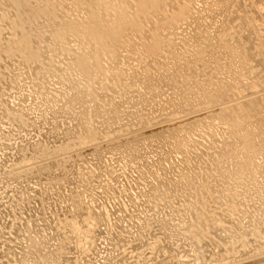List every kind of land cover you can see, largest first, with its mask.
Listing matches in <instances>:
<instances>
[{
	"label": "bare ground",
	"instance_id": "1",
	"mask_svg": "<svg viewBox=\"0 0 264 264\" xmlns=\"http://www.w3.org/2000/svg\"><path fill=\"white\" fill-rule=\"evenodd\" d=\"M10 1L11 0H5L4 2L2 1L3 3H1V11L3 12L7 10L5 12L7 15L8 9H10L13 16L11 20V14L7 15V17L9 16V19H5L6 23L3 24L7 26L6 28H8V26L9 29L10 27H12V29L15 30V34L19 37V40L17 39L18 42L26 45V48H28L29 50L32 49L31 54L35 56L37 62L39 61V58L41 59V62L39 61V63H36L35 61H33L32 63L29 62V64L25 60H22L19 61L18 64H15L16 62L13 61L15 66H12L13 64L10 61L11 63L6 64L5 69L7 70V65H10L9 72L12 70V68L14 70H17L16 72H20V74L16 73L15 71H11L10 73L15 72L13 73V77L15 75V78H17L18 76H22L21 82H25V80L29 81L32 79H36V77L38 76L43 79L42 82H45V85L46 83L48 85H50L51 83H58L59 86V83H61V85H63L61 88L63 92H60L58 90L59 87L57 90L60 92L59 95L62 97L60 100L63 102L64 99V102L63 106H60V109H63V111L61 112L60 109L55 111L54 107L56 108L58 106L59 108V100L55 101L56 98H51V96L49 97L48 95L44 94L45 90L43 94H36V90L35 94L33 95H35V99L40 98V100L37 99L38 102H40L35 105V102L33 100L31 101L28 99L29 96H27L26 98V96L23 95L26 88V86L24 88V82H22V85L24 83L23 89L21 88V86L14 87L15 91L24 90L21 93V96H24L26 98L25 99L24 97H20V92L18 91V94L14 93L17 95V97H20L19 99H21V101L19 102H16L17 100L15 101L16 103H18V105L15 104L17 107L19 106L18 109H15V106L11 107L8 102H5L6 105H10V109H8L9 111L6 110V114H4V112L3 114L5 115V117L8 114H12L13 118H11L12 124L10 125L9 130L5 133L4 130H6L7 127H4L8 123L4 124V122H2L4 118L3 114L0 116V139L5 138V140L12 142V140L9 139H12L14 136H18L17 138H20V140L18 139L20 142L15 143V145H5V143L2 141L1 142L4 144L0 143V194L1 191H7L13 194V196H9L10 199L6 203H4L5 201L3 203L2 201L0 202V235L4 238L2 241H0V264H264V58H262L264 56V0H210V3L204 4L206 5V8H204V6V10L202 12L201 10L200 12L198 11L200 14L205 13V17H208L213 21L212 24H214L216 28L210 31L204 30L205 24H201L200 22H198L200 21L199 19L201 17V15H198V12L196 13L197 16H189V18H186L190 19V21H188L189 24L191 23L190 25L188 24L189 26H194V23H199V26L196 25L198 26V32H195L194 28L192 32L190 30V32L186 33V30H184L183 33L185 34V36H183L181 39V45H183L184 47H189L191 49L193 48L194 50L192 52H189L187 56L183 57V54L181 53V50L183 48L181 46V48H179L176 53L173 52L171 48V50L168 49L169 51H165L166 56H164L165 54L161 57H158V55L155 56L156 58H161V60L162 58L165 60L166 57L172 56L173 54H175L176 57L174 56V62H164L162 60V63L160 64V72L157 70L150 71L148 69L150 72H147L148 74L146 75V77L144 75L145 78H143V80L146 81L142 82L141 80V84L139 81L140 86L142 87L143 85L142 92H144L145 95H149L151 97V94L155 92L156 89L162 87V85H164V82L166 83L165 79L169 77L174 78L175 74L178 73L179 75L181 74L178 79L180 80V83L183 87L182 95L177 97V93H173L172 97H169L172 101L171 104H173V109L169 114H158L153 117L147 112V114L139 115L136 119L137 122L135 121V123L136 127H138L137 124H139L138 120L140 119L139 121L142 122L143 125V128L141 129L137 128L133 129L132 131L131 126H134V122L133 125L120 124L121 126L119 128H116H118L119 132L121 131V135H119V132L117 133L119 135L118 137H120V139L123 138L124 140H122L121 142L113 141V143L111 141L115 137H113L114 135L111 136V134L116 133V128L112 129V124H109L107 122L112 121L114 118H118L115 116L120 110V103L116 100L117 98L119 99V97L121 98L122 96H126L130 93L128 89H126L127 87L137 86L138 81H136L135 79L136 75L132 74L131 78H126L129 82L128 83L126 81L128 83L125 86L126 88H124V86L122 87V89H120L121 87H115V89L118 90H112L110 89L112 87L110 85L109 90L112 91L111 94H108L110 92L109 90H106L108 85L105 81H102V78L104 77L103 75H105V72H113L116 67L118 68L120 55L115 56L117 55L116 53H118L117 51L114 53V56H111L112 52H108L109 54H111L109 55L111 56V58H108L107 53V60L104 61V63L106 62L107 67H105V69L103 67V69L105 70V72L103 71L104 74L101 75L102 73H100L99 75L98 71L95 72L94 70V73L92 74V71H90L89 73L92 74V76L90 75L91 78L89 79V81L82 74L80 68H77L78 72L76 73L78 74L73 75V71L69 75V72L65 73V68H60L61 66L57 67V65L54 66L45 64L46 57L49 54L51 55V52L54 53L55 48L54 50L52 49L54 45H50L49 39L46 43L44 41L43 43L42 41H40V37L35 36L34 38H31L29 36H26V29L35 30V27L31 25L32 21H30L29 14L39 13L41 16L43 15V22L46 23V26L47 24L54 26L55 20L58 19L55 18L59 17L56 15H62V11H60L59 9L61 8V5H66L72 0H15V4L12 2L13 5ZM124 1L125 0H123V2ZM81 2L83 3V1ZM93 2V0H90V3ZM126 2L128 6L129 4H131L130 6H140L141 9L142 5V8L144 9L146 0H126ZM86 3L89 4V1L86 0ZM98 3L100 2L98 1ZM124 4L126 3L124 2ZM178 4L179 3L177 0H158L156 4L158 5L156 6V12L151 9H149V11H153V17H155V13L156 15L161 17L160 15L166 11L165 7L169 6L167 11L170 10V12L168 13L171 14V11L179 10ZM92 7L93 6H90L89 8L91 9ZM118 7L120 8V6ZM132 7H130L129 11ZM89 8L85 7L82 12H84V15H86L85 20L91 19V23L93 17L90 18V14L93 10L91 9L90 12ZM53 9L56 13L54 15L53 12L52 17L51 12L53 11ZM132 12L136 14L133 10H131L129 14ZM141 12L144 14L143 11H140L139 13L142 14ZM145 14H147V12ZM174 14L175 13L173 12L172 15ZM158 16L157 19L159 20L156 21L157 23H159L158 21H160L159 24H161V21H163V17L159 18ZM13 18H15L16 21ZM60 18L62 17L60 16L58 21H61ZM150 19L151 18H149V20ZM163 19L165 20V18ZM99 20L101 19L99 18ZM151 22L152 19L150 23ZM150 23L149 25L152 24ZM207 23H209V21ZM94 25L95 24H93V26ZM239 25L243 26V30L240 31L241 33L237 31ZM122 26L125 27L124 25ZM72 27L74 28V26ZM82 27L83 26H81V30ZM104 27L102 28L103 30L105 29ZM165 27L166 26H164L163 24L162 27L159 25V29L161 28V32L165 30ZM77 28L80 29L79 26ZM85 28L83 30H85ZM131 28L129 27V29ZM152 28H149L152 30V32L157 34L161 33L160 30L159 32H157L158 28L154 29L153 26ZM201 28H203V31H201ZM123 29L124 28H122V30ZM72 31L73 30H71V32ZM77 31L80 32V30L78 29ZM111 32L113 33L112 30ZM128 32L130 33V31ZM148 32L150 33V30L147 31V33ZM147 33H145V35ZM125 34L128 35L127 32ZM204 34L207 35V37H205L206 35L204 36V40L206 42L203 47L204 49L202 50L205 52L203 53V55H200L197 53V51H201V49L199 48L204 44H202L201 41ZM68 35L70 34L68 33ZM147 36L145 37L146 43ZM108 37H110V34ZM161 37L159 38L160 40L162 39ZM63 38H65V40L69 38V42L72 39H70V36L67 38V35H64ZM80 38L83 39L82 43H84L85 34L84 38L82 36ZM121 38L124 39L125 36H122ZM136 38L135 40H137ZM141 38L143 39L144 37ZM149 38L150 34L148 39ZM131 39L133 41L132 36ZM159 39H157L158 42ZM91 40H93L92 37ZM91 40L89 39V42ZM141 40L138 39V41ZM152 40L153 38L151 39V41ZM108 41L111 42V39ZM112 44L113 43H111V46L109 44L108 45L112 48ZM85 45L89 47L90 44ZM100 45L101 43L99 44V46ZM114 45L115 44H113V46ZM125 45L127 46L128 43ZM93 46L91 45L92 48ZM139 46L141 47V45ZM91 47H89V49ZM116 47L117 45L115 46V48ZM111 48H109L110 51H112V49L113 51H115L114 48ZM119 48L120 47H118V49ZM4 49L6 48L0 45V55H2V51L4 53ZM106 50L108 49L106 48ZM123 50L124 48H122V50L120 49V51ZM129 51H131V49ZM101 52L102 51H100V58L102 57ZM124 52H127V49L126 51H123V53ZM5 53L4 55L6 56ZM91 54L94 55V52H91ZM180 54H182L181 58ZM93 55L91 57H93ZM8 56H10V54L7 55V58H9ZM71 56L73 55L68 56L67 59L72 60L73 57L71 58ZM91 57L87 56V58H89V62H92ZM207 57L208 59L210 57V60H204V58ZM63 58H66V55L65 57L63 56ZM82 58L83 61H86L84 60V57ZM100 58L98 59L99 61L102 60V58ZM75 59L77 60V57L74 58V60ZM166 59L168 60V58ZM212 59L215 62L226 61L227 59V63L225 62L226 65L223 68L224 74L226 76L229 75L230 78H227V80L225 79L226 81H216L219 86H221V84L222 86L220 87V91L217 93L215 92L216 94H214L213 97L210 96L212 95L211 92V94H204L206 86L201 85L200 83L197 84L193 88V92L195 95H199V93H202L200 97L201 101L199 103L195 102L196 104H193L192 102H194V100L192 101L191 98H187L189 97V95L193 94V92L191 91V82L194 81L193 78L197 76V74L205 76L204 74L208 73V71L206 73L205 70H202V67H206L208 62L213 61ZM10 60H13V56ZM74 60H72V62ZM72 62L70 64H72ZM85 63H87V66H89V63L87 61ZM92 63H95L96 65V62ZM158 63L159 61L157 62V64ZM44 64L46 66L45 68L43 67ZM82 64L84 63L81 62V66ZM101 64L100 66H105L104 64ZM190 65L194 67V70L200 71V73H196V71H194L193 68L190 67ZM87 66L85 65V67ZM75 67L73 68L75 69ZM96 67L98 66L96 65ZM96 67H94V69H97ZM71 68L72 67H70V69ZM88 68L90 69V66ZM19 69L20 71H18ZM120 69L123 68L120 67ZM255 69L260 70L257 73V75H260V78L254 76L253 70ZM4 70L3 72H5ZM188 71L191 72L188 73ZM6 76H8V73L4 75L5 78H8ZM126 76L128 77L129 75ZM79 77H81L82 79H79ZM113 77L115 78V76ZM163 77L165 78L162 79ZM108 78L109 77L106 75V81L110 82V78ZM12 80H14V78L11 79V81ZM17 80H14L12 83L16 82ZM5 82L9 84V81L7 82L6 79ZM210 82L214 83L211 80ZM210 82L208 81L206 85L208 84L209 86ZM6 83L1 82L0 84V101H2L0 103L3 104V107L5 105L3 101H7V99L11 97L10 96L7 98V96H9L10 94V91L9 89L7 90V88L10 87L11 90L13 88L12 86H9L10 84L8 85V87ZM104 83L107 86H105ZM111 84L113 83L111 82ZM36 85L40 86V83H37ZM252 89H259V94H256ZM120 91L122 94H120ZM118 92L120 95H117ZM6 93H8L7 96H5ZM47 93L49 94L50 92L47 91ZM142 95L143 93L139 94L136 99H134L133 97L131 98H133V101H143L147 103L145 99H142ZM4 96L6 99L3 98ZM1 97L4 100H2ZM31 97L33 98L32 95ZM234 98H236V100L238 101L235 104L233 103L231 106L228 105L231 103V100H234ZM14 99H16L15 96ZM27 99L29 100V102H32V104L29 103V106H26L28 102L25 103L26 101H28ZM24 100H26L24 102L25 104L22 105L21 102ZM98 100H101L105 104H114V107L112 106V111L111 109H107L108 107L105 106V104L103 105L107 110H109V114L107 113L109 117L107 116L108 118H106L109 120H104L105 115L102 116V113L106 111L102 109L101 101L99 102ZM15 102L13 101V104ZM51 103L54 104V107L50 106ZM148 103L147 105H149ZM2 104H0V106ZM136 104L137 103H135V105ZM64 105L69 106L67 107L68 110L64 109ZM76 105H79L80 111H78V109L75 107ZM218 105L222 106V108L220 107L217 109L216 107ZM8 106L6 107L8 108ZM49 106L51 109H53L50 110ZM198 106L203 107V109H200L199 111L196 110V107ZM75 108L77 109V112L75 114L73 112L72 114L71 111L73 109L75 110ZM213 108H216L217 111L215 110L213 112H209V109L211 110ZM101 110L104 112H102ZM207 111L209 112V114H207ZM203 113L206 114L198 117L199 114ZM110 114H112V116H110ZM62 115H68V118L63 119L64 121L62 126L65 127L64 129H62V126L59 128L57 125V118L62 117ZM101 116L104 117L103 121L101 119ZM5 119L3 121H5ZM210 119L215 120V125L213 126L216 130V133L220 135L219 132H221L222 136H224L225 138L222 137L224 139L223 142H221V146L217 145L219 147H214V149H216L217 151L212 149L213 152L211 151L209 153L204 151V153H201L205 156V158H210L208 159V162H205L208 163V166H201L198 165V162H195V160L196 158H198V156L200 157L202 155H200L199 153L196 158L193 157L194 155H197L198 152L196 151L199 148L198 146L200 144L194 145V142H192L191 140L192 138L188 139V135H190L191 130L195 129L196 127H202L204 123L205 125H207V123L208 125H211L210 121L207 122ZM153 120L156 121L152 123ZM123 121L120 122L123 123ZM149 124H152L151 127H148ZM100 125L102 126L100 127ZM43 126L45 128H43ZM125 126H128L129 129H125ZM236 126H238V128ZM203 127L202 129L204 130ZM209 127L207 128L209 129ZM39 128L45 129V133L40 132L42 134L40 135V138H38V141L33 140L34 137H37L35 136L36 134H40L35 133L37 132V130H40ZM235 128L238 129L239 132L235 130ZM60 129H62L61 131L63 132L65 131V134L61 133L59 131ZM198 130L200 129L198 128ZM21 133L23 134L22 136ZM192 133L194 134V131ZM19 135L21 137H19ZM105 139L108 142L110 141L112 144H108V142H106L104 144H107V147L105 145V148H102V142L100 143V141ZM211 139L213 138L211 137ZM96 141H98L101 145H99V143ZM188 142H190V144H188ZM96 143H98V145L101 146L100 148L102 149L95 150V147L97 146H95ZM89 144L93 145H91L92 148L95 146V152L89 154L90 158H92V161L103 163V157L105 155L114 157L116 156L118 160H121L123 158V170H127L128 174L126 171L127 175H124L127 182H120V185L118 187H115L114 189H111L109 186L108 188L107 186L105 188L101 180L102 177L100 175L89 178L90 181L83 180V182L88 185L84 186L86 193H95L96 195L102 193L98 192L99 190H103L105 196V198H99L97 196H94L93 194H87L86 196L90 197L91 199L89 200V203H84L80 196H75L72 193L68 195V186L73 185V178H71L70 180L68 176L74 175L82 170L84 166L83 164H85L84 161L86 160L85 156L87 157L88 154H86L85 156H77L75 160L74 158L70 159V156L66 157V155L68 156V154H65V157H63L64 154L61 152H63L70 146H88ZM171 146L175 151L178 150L177 152L180 155L185 156V161L182 160L181 163H183L185 166L190 167H184L181 169L176 167L180 170H178V175L172 177L173 180L172 178H170L171 175L169 176V178L174 181L173 183L170 179H166V176L168 177V174L172 172V168H170V165L172 164H169V167L167 168L165 163L168 159V156L166 157V160L163 156L165 148H167L168 152ZM195 146H197L198 148ZM141 147H150L151 150H156L158 156L162 152L163 153L160 155V159L159 157H157L158 160L153 162V165L148 164L149 166H146L145 163L140 162L143 160L141 157H133L135 150ZM194 148H197L195 151H193L196 153H192L194 154L192 155L191 152ZM201 148L205 147L203 146ZM79 149H76V151L79 152ZM82 149L80 151L84 150ZM201 150L199 149V151ZM171 152L170 155L173 153ZM57 155H62L63 158H61V160H59L60 158H58L57 160L56 157H59ZM166 155L168 154L166 153ZM162 157L164 158V161L162 160ZM134 158L139 161L135 160ZM202 159L205 160L203 156ZM169 160L170 159H168L167 163H170ZM180 160L181 159H179V162ZM42 161L49 162H46L47 164L44 163L45 165H43L41 163ZM38 162H40L43 166L38 167ZM20 164L22 168L23 166H26V168L28 169L26 172L18 175L19 173L17 171L19 169H22L21 167H19V169L17 168ZM69 172H71L72 174L69 175ZM61 173H63V175ZM134 173L137 174V176L134 177ZM81 176H84V174H81ZM62 178L65 179L67 184L69 183L68 186L67 184H65L67 186L66 189L68 188V191H61V188H64L62 187V183L61 188H59V192H57L58 190L54 189L57 193H55V191L54 193H52V191L49 189V186L52 183L55 184V182H58ZM138 179H140L141 182H144V184H138ZM35 181V186H37L38 188L33 191L32 186ZM134 183H137V187L135 186L136 188H133ZM54 184H52V186ZM59 185L60 183L58 184V187ZM55 187L56 186L54 185L53 188ZM138 188L139 190L136 191V189ZM108 189H110V191H114V194L118 195L119 197L117 198H119L120 200L113 207V212L109 210V207L107 209L108 205L106 202V195L109 193ZM49 190L52 193H50V195H48ZM85 192L83 194H85ZM110 198L112 197L110 196ZM150 199H152V203H154L151 210H153L154 207L158 210L157 213L154 212L156 213V215L152 214L154 217H149L148 215L146 216V213L149 211V207H146V205L150 203ZM110 200L108 199V201ZM206 206H209L211 210H207L205 208ZM123 208H127V210L129 211L130 209L128 208L134 210L130 212L127 211L129 215H122L121 217H118L119 215L116 214L118 212L123 213ZM21 215H25L27 218L23 216L25 219L22 220L20 217ZM112 216H115V221L113 220L114 222H112V224H109L111 222ZM6 217L12 218V220L8 221ZM127 218H131L133 219V221H131L132 224L130 225L131 230H125L124 232V228L116 223L124 222ZM113 223H115V225H113ZM78 225H82L84 230L83 232H81V230L79 229L82 235L81 237H84L83 240H80L81 238L78 239L79 244L78 241H76L77 238H79V232L77 228ZM37 232H42L40 234V237L39 235H37ZM4 235H7L8 237H4ZM24 235H27L28 237L25 238ZM24 239L26 240L25 242H23ZM82 242H89L90 245L86 246L82 244ZM23 243L29 244L24 246Z\"/></svg>",
	"mask_w": 264,
	"mask_h": 264
},
{
	"label": "rangeland",
	"instance_id": "2",
	"mask_svg": "<svg viewBox=\"0 0 264 264\" xmlns=\"http://www.w3.org/2000/svg\"><path fill=\"white\" fill-rule=\"evenodd\" d=\"M5 1V0H0V7H1V3H3V2ZM14 1L15 0H11L10 2L12 3H14ZM81 1H83V3L81 2ZM87 1H89V4L88 3H86V0H72V1H70L68 4H66V5H61V8H59L60 9V11H62V15L61 14H58V15H56V16H61L62 18H60L61 19V21H58L59 20V17H56L55 19H57V20H55V23H54V26L53 25H48L47 24V26H46V23L45 22H43V15L41 16L39 13H34V14H29V16H30V21H32V24L31 25H33L34 27H35V30H30V29H26V31H25V34H26V36H29V37H31V38H34L35 36H37V37H40L41 39H40V41H44L45 43L48 41V39H49V43H50V45L51 46H53V50H54V48H55V50H54V53L53 52H51V55L49 54L47 57H46V60H45V64H49V65H57V67H59V66H61L60 68L61 69H64L65 70V73H68L69 75H70V73L71 72H73L74 71V73H72L73 75H76V74H78V73H76V72H78L77 71V68L79 69L80 68V71L82 72V74L88 79V81H89V79L91 78L90 77V75L92 76V74L94 73L93 72V70L95 71V72H97L98 71V74L100 75V73H102L101 75H103L104 74V72H105V67H107V65H106V62L104 63V61L105 60H107V53L109 52V53H111V54H109L108 53V58H111V56H114V53L117 51L118 53H116L117 55H115V56H118V55H120V59H119V65H118V68L116 67V69L111 73V72H108L109 74H110V76H109V74L108 73H106L105 72V75H103L102 77V81L104 82H106V84L108 85H106L105 83V86H107V89L106 90H109V88H110V85L112 86L110 89H112V90H118V89H115V87L117 88V87H121L120 89H122V87L124 86V88H126L125 86H126V84H128L129 82L127 81V79L126 78H131L132 77V74H134V75H136V81H138V83H137V86H132V87H127L126 89H128V91L130 92L129 94H127L126 96L124 95V96H122L121 98L119 97V99L117 98V100L116 101H119V107H120V110H119V112L117 113L118 114V116H117V114H116V116L115 117H118V118H114L112 121H106L107 123H109V124H112V129L113 128H116V127H120L121 125L120 124H129V125H133V122H134V126H131V130L133 131V129H141V128H143V125H142V122H140L139 120H138V123L140 124V126H139V124H137L138 125V127H136V123H135V121L137 122V117L139 116V115H143V114H147V112H148V114L149 115H152L153 117L154 116H156V115H158V114H162V115H166V114H169V113H171V110L173 109V104H171V100H170V96L172 97V94L173 93H177V97H179L180 95H182V92H183V87H182V85H181V83H180V80L178 79L179 78V76L181 75H179L178 73H176L175 74V77L173 78V77H169V78H167V79H165L166 80V83L164 82L163 84L164 85H162V87H160V88H158V89H156L155 90V92H153L152 94H151V97L149 96V95H145V93L144 92H142V88H143V85H142V87L140 86V84H141V80H142V82H144V81H146V80H143V78H145L146 77V75L148 74L147 72H150V71H152V70H154V71H159L160 72V68H161V61L163 60L164 62H170V61H173L174 62V56H175V54H173L172 56H169L170 58H171V60H170V58L169 57H166V58H168V60L165 58V60L162 58V60H161V58H158L159 56L161 57L162 55H164V56H166V53H165V51H167L168 49L169 50H171V48H172V51L173 52H177V50L179 49V48H181V46H182V50H181V53L183 54V57H185V56H187L188 55V53L189 52H192L194 49L192 48H189V47H184L183 45H181V43H182V41H181V39H182V37L183 36H185V34L183 33L184 32V30H186V33L187 32H190V30H191V32H192V30H193V28H194V30H195V32H198V26H199V23H197V24H195L194 23V26L193 25H191V26H189L190 24H189V22L188 21H190V19H186V18H189V16L191 17V16H197L196 15V13L199 11L200 12V10H201V12L204 10V8H206V5H204V4H207V3H210V0H177L178 1V9L179 10H175V11H171L172 13L170 14V13H168V12H170V10L169 11H167L168 10V7H165V9H166V11L165 12H163L160 16L161 17H159L158 15H156V13L154 14V16L155 17H153L152 16V14H153V11L154 12H156L155 10H157V7L156 6H158V5H156L157 4V2H158V0H146V3H145V6H144V4H143V6H144V9L142 8V5H141V9H140V6H130L131 4H129V6H128V4H127V2H126V0L124 1L126 4H124V2H123V0H96V2H95V0H93L94 2L93 3H90V0H87ZM98 1L100 2V3H98ZM151 1V2H150ZM153 1V2H152ZM9 2V3H10ZM110 2V3H109ZM148 2H149V4H148ZM13 3H12V5H13ZM156 3V4H155ZM182 3V4H181ZM15 4V3H14ZM72 4V5H71ZM91 4V5H90ZM147 4V5H146ZM84 5V6H83ZM93 6L91 9L93 10L92 12H91V9L89 8L90 6ZM100 5V6H99ZM117 5V6H116ZM122 5V6H121ZM149 5H150V7H149ZM154 6V8H153V6ZM78 8H77V7ZM89 6V7H88ZM107 6V7H106ZM118 6H120V8L118 7ZM181 6V7H180ZM205 6V7H204ZM67 7V8H66ZM80 7V8H79ZM85 7H87V8H89V11L91 12V14H90V18H92V21H91V23H90V20L91 19H89V20H85L86 19V15H84L85 13L84 12H82V10L85 8ZM96 7H97V9H96ZM130 7H132L131 8V10H133V11H135V13L136 14H134V12H132V13H130L129 14V12H131V10L129 11V9H130ZM136 9H135V8ZM204 7V8H203ZM76 8V9H75ZM134 8V9H133ZM138 8V9H137ZM181 8V9H180ZM64 9V10H63ZM139 9H140V11H143L144 12V14L142 13V14H140L139 12ZM143 9V10H142ZM149 9H151V10H153V11H149ZM10 9H8V12H7V15H9V14H11V10L9 11ZM96 10H98V11H96ZM100 10H101V12H100ZM106 10V11H105ZM109 10V11H108ZM147 10V11H146ZM196 10V11H195ZM7 10H5V11H1V9H0V45L1 46H3L4 48H6V49H4V53L5 52H8V53H5L6 54V56L4 55V53H3V51L1 52L2 53V55H0V84H1V82L2 83H6L5 82V79H6V81L8 82L9 81V84L8 83H6L7 84V86L9 85V86H12L13 88H12V90H11V88L9 87V88H7V90L9 89V91H10V94H9V96H7L8 95V93H6V95L5 96H7V98L8 97H10V98H8L7 99V101H3V103L5 104L4 105V107L6 108H4L3 107V104L2 103H0V104H2L1 106H0V112H1V114H0V116L3 114V112H4V114H6L7 113V111L6 110H8V109H10L9 107H10V105H11V107H14L15 109H18V107L16 106V105H18V103H16V102H19V101H21V99H19L20 97H24V96H21L22 94V92L24 91H20V90H14V87H20L21 86V88L23 89V85H24V83H25V85H24V88H25V86H26V88H25V91H24V93H23V95H25L26 96V98H27V96H29L28 97V99L29 100H33L34 102H35V105H37L39 102H38V100L37 99H39L40 100V98H36L35 99V95H33V94H35V92H36V90H37V92H36V94L37 93H42L43 94V92H44V90H45V92H44V94H46V95H48L49 97L51 96V98H56L55 99V101H58L59 100V102H58V105H59V108H58V106L55 108L54 107V104H52V103H55V102H52L51 104H50V106L51 107H54V109H55V111L56 110H58V109H60V106H63V102H64V99H63V102L60 100L62 97L59 95L60 94V92L62 91L63 92V90L61 89L62 88V86L63 85H61V83H59L60 85L58 86V83H51L50 85H48L47 83H46V85H48V86H50V87H48V86H46L45 85V82H42V80L43 79H41L40 77H36V79H32V80H25V82L24 81H22V82H24L23 83V85H22V82H21V80H22V76H18L17 78H18V80H17V78H15V75H14V77H13V73H15L17 70H14L12 67V70L11 71H15V72H13V73H10L9 72V67H10V65H7V70H8V72H7V70L5 69V67H6V64H10L11 62H12V66H15V64H18V62L19 61H22V60H25L26 62H30V63H32L33 61H35L36 63H39V61L41 62V59L39 58V61L37 62V59L35 58V56L33 55V54H31L32 53V49H28V48H26V45H24L23 43H21V42H18V40H19V37L15 34V30H13L12 29V27H10V29H12V30H10L9 29V26H8V28H6L7 26L6 25H4L3 23H6V20L5 19H9L8 17H7V15H6V12ZM103 11V12H102ZM129 11V12H128ZM147 12V14L150 16H148L147 14H145L146 12ZM178 11H179V13H178ZM184 11V12H183ZM53 12H54V15H55V10L53 9V11L50 13L51 14V16L53 17ZM93 12H95V13H93ZM107 12V13H106ZM138 12V13H137ZM149 12V13H148ZM150 12H152V13H150ZM167 12V13H166ZM173 12L175 13L174 15H172L173 14ZM177 12V13H176ZM198 12V13H199ZM2 13H5V14H2ZM93 13V14H92ZM100 13V14H99ZM119 13V14H118ZM65 14V15H64ZM109 14V15H108ZM165 14V15H164ZM3 15H4V17H3ZM97 15V16H96ZM103 15V16H102ZM107 15V16H106ZM168 15V16H167ZM170 15V16H169ZM198 15H201V17H200V21H198V22H200L201 24H205L204 25V27H205V29L204 30H207V31H210V30H214L215 28H216V26L214 25V24H212V20L210 19V18H208V17H205L206 16V14L204 13H199ZM123 16H124V18H123ZM143 16H145V17H143ZM148 16V17H147ZM152 16V17H151ZM157 16L159 17V18H165V20L162 18V20L164 21V23H163V21H161V24H159L160 23V21H158L159 23H157V21L156 20H159V19H157ZM167 16V17H166ZM186 16H188V17H186ZM2 17H3V19H2ZM12 14L10 15V19L12 20ZM94 17H95V19H94ZM98 17V18H97ZM105 17V18H104ZM142 17H143V19H142ZM177 17V18H176ZM205 17V18H204ZM99 18L101 19V20H99ZM116 18V19H115ZM126 18V19H125ZM140 18V19H139ZM149 18H151L152 19V24L150 23V21H151V19L149 20ZM171 20H170V19ZM182 18V19H181ZM13 19H15V18H13ZM83 19H84V21H83ZM139 19V20H138ZM175 19V20H174ZM5 22H4V21ZM104 20V21H103ZM146 20H147V22H146ZM149 20V21H148ZM182 20V21H181ZM14 21V20H13ZM15 21H16V19H15ZM75 21V22H74ZM95 21V22H94ZM99 21V22H98ZM107 21H109L110 22V24H109V22H107ZM135 21V22H134ZM142 21H143V23H142ZM168 21V22H167ZM209 21V23H207ZM58 22V23H57ZM77 22V23H76ZM113 22V23H112ZM69 23V24H68ZM71 23V24H70ZM80 23V24H79ZM84 23V24H83ZM87 23H90V24H87ZM105 23H106V25H105ZM130 23V24H129ZM149 23L151 24V25H149ZM178 23V24H177ZM74 24V25H73ZM77 24V25H76ZM93 24H95L94 26H93ZM103 24V25H102ZM121 24V25H120ZM162 24L164 25V26H166L164 29L165 30H163L162 32H161V28L159 29V25L162 27ZM189 24V25H188ZM67 25V26H66ZM74 26V28L72 27V26ZM102 27H101V26ZM107 25H108V28H107ZM122 25H124L125 27H123ZM149 25V26H148ZM196 25H198V26H196ZM5 28H4V27ZM51 27V28H49V27ZM79 26L80 27V29L79 28H77V27ZM81 26H83L82 27V30H81ZM105 26V27H104ZM152 26L154 27V29L156 28H158V31L157 30H155V31H157V32H159V30H160V32L161 33H154V32H152V30L151 29H149V28H152ZM173 26H175V27H172ZM53 27V28H52ZM86 27V28H85ZM101 27V28H100ZM105 28L104 30L102 29V28ZM111 27V28H110ZM121 27V28H120ZM129 27L131 28V27H133V28H131V29H129ZM85 28V30H83ZM107 28V29H106ZM116 28V29H115ZM122 28H124L123 30H122ZM125 28H126V30H125ZM135 28V29H134ZM192 28V29H191ZM208 28V29H207ZM243 28V26H241V25H239L238 26V32L239 33H241L240 31L241 30H243L242 29ZM69 29V30H68ZM77 29L78 30H80V32L79 31H77ZM90 29H92V30H90ZM110 29V30H109ZM119 29V30H118ZM128 29V30H127ZM153 29V28H152ZM65 30H66V32H65ZM71 30H73L72 32H71ZM87 30V31H86ZM95 30V31H94ZM103 30V31H102ZM106 30H108V31H106ZM111 30L113 31V33L111 32ZM116 30V31H115ZM131 30H132V32H131ZM133 30H136V31H133ZM146 30V31H145ZM150 30V33L148 32L147 33V31H149ZM82 31V32H81ZM99 31H101V32H99ZM117 31H118V35H117ZM125 31V32H124ZM128 31H130V33L128 32ZM201 31H203V28H201ZM76 32V33H75ZM90 32V33H89ZM92 32V33H91ZM127 32V34L128 35H126L125 33ZM134 32H137V33H134ZM147 33L148 34V36H147V34L145 35V33ZM61 33H62V35H61ZM68 33L70 34V35H68ZM80 33V34H79ZM105 33V34H104ZM110 34V37H108L109 36V34ZM144 33V34H143ZM67 35V38L70 36V42H69V38L68 39H66L65 40V38H63V36L64 35ZM74 34H76V35H74ZM84 34H85V41H86V39H87V41L85 42L84 41V43H82L83 42V39L82 38H80L81 36L84 38ZM97 34H101L100 36L99 35H97ZM108 34V35H107ZM112 34V35H111ZM129 34H130V36H129ZM132 34H134V35H132ZM149 34H150V41H151V39L153 38V40L150 42L149 41V39H148V37H149ZM161 34V35H160ZM72 35H74V36H72ZM80 35V36H79ZM93 35V36H92ZM95 35V36H94ZM97 35V36H96ZM103 35V36H102ZM136 35H137V38H136ZM144 35V36H143ZM157 35V36H156ZM160 35V36H159ZM163 35V36H162ZM206 34H204L203 35V37H202V39H201V41H202V44H203V46H201L199 49H201V51H197V53L198 54H200V55H203V53L205 52V51H202L204 48V45H205V38H204V36H205ZM17 36V37H16ZM49 36V37H48ZM51 36V37H50ZM61 36V37H60ZM79 37V39H78V37ZM113 36V37H112ZM117 36V37H116ZM124 37L125 36V38L126 39H128V40H126L125 38L123 39V38H121V37ZM128 36V37H127ZM131 36H132V38H133V41H132V39H131ZM147 36V39H146V41H147V43H148V41H149V43L147 44L146 42H145V37ZM162 36V37H161ZM44 37V38H43ZM59 37V38H58ZM75 37H77V38H75ZM91 37H92V39L93 40H91ZM100 37H102V38H100ZM105 37V38H104ZM115 37V38H114ZM120 39H119V38ZM130 37V38H129ZM137 39V40H135V38ZM141 37H144L143 39L141 38ZM162 38L161 40L159 39V38ZM175 37H178V38H175ZM205 37H207V35L205 36ZM51 38V39H50ZM97 38V39H96ZM98 38H100L101 40H103V41H101L100 39H98ZM109 38V39H108ZM113 38V39H112ZM155 38V39H154ZM159 39V42H158V40L157 39ZM18 39V40H17ZM54 39V40H53ZM58 39V40H57ZM89 39L91 40L90 42H89ZM94 39H96V40H94ZM111 39V42L110 41H108V40H110ZM116 39V40H115ZM121 39H123V40H121ZM138 39L139 40H141V41H138ZM178 39V40H177ZM99 40V41H98ZM115 40V41H114ZM53 43H52V42ZM117 41V42H116ZM120 41V42H119ZM123 41V42H122ZM126 41H127V43H128V45L126 46L125 44H127L126 43ZM135 41H136V43H135ZM138 41V42H137ZM143 41V42H142ZM43 42V43H44ZM92 42H94V43H92ZM108 42V43H107ZM143 43V45L145 46H143L142 45V43ZM152 42H155V43H152ZM56 43V44H55ZM101 43V45L99 46V44ZM105 43V44H104ZM111 43H113V44H115L114 46H113V44H112V48H114V50L115 51H113V49L110 47L111 46ZM121 45H120V44ZM139 43V44H138ZM145 43V44H144ZM151 43V44H150ZM85 44H87V45H89V47H91V45L93 46V44H94V46H93V48L91 49H89V47L88 46H86ZM110 46H109V45ZM124 44V45H123ZM130 44H131V46H130ZM134 44V45H133ZM150 44V45H149ZM157 44H158V46H157ZM159 44H160V46H159ZM56 45V46H55ZM97 45V46H96ZM105 45V46H104ZM117 45V47L115 48V46ZM139 45H141V47L139 46ZM148 45V46H147ZM175 45V46H174ZM125 46H126V48H125ZM130 46V47H129ZM133 46H135V47H133ZM155 46V47H154ZM87 47V48H86ZM96 47H97V49L98 50H100V51H102L101 52V58H102V60L101 61H99L98 59L100 58V51H98L97 49H96ZM118 47H120L119 49H118ZM124 48V50L123 51H126V49H127V52H124L123 53V51H120V49L122 50V48ZM129 47V48H128ZM132 47H133V51H132ZM140 47V48H139ZM148 47V48H147ZM95 48V49H94ZM106 48L108 49V50H106ZM109 48H111L112 49V51H110L109 50ZM143 48V49H142ZM154 50H153V49ZM155 48H156V50H155ZM158 48V49H157ZM103 49H104V52H103ZM118 49V50H117ZM131 49V51H129ZM6 50H8V51H6ZM69 50V51H68ZM87 50V51H86ZM146 50V51H145ZM154 52H152V51ZM161 50V51H160ZM168 50V51H169ZM175 50V51H174ZM56 51V52H55ZM107 51V52H106ZM145 51V52H144ZM152 53H151V52ZM163 51V52H162ZM91 52H94V55L93 54H91ZM96 52V53H95ZM98 52V53H97ZM105 52H106V54H105ZM121 52V53H120ZM128 52H130V53H128ZM157 52V53H156ZM103 53V54H102ZM151 54V56H150V54ZM160 53V54H159ZM8 54H10V56H8L10 59H12V56H13V60H10L9 58H7V55ZM31 54V55H30ZM56 54H59V55H56ZM65 57V55H66V58H63V56ZM90 54V55H89ZM122 54V55H121ZM152 54H153V56L155 57V56H157L158 55V57L155 59L153 56H152ZM182 54H180L181 56H180V58L182 57ZM70 56V55H73V56H71V58L73 57V59L72 60H74V58H76L77 57V60L75 61H73L72 62V60H71V62H72V64H70L71 62H70V60H68L67 58H68V56ZM81 55V56H80ZM92 56L93 55V57H91L92 58V62H96V65L98 66V67H96V65H95V63H92V62H89V58H87V56ZM97 55V56H96ZM109 55H111V56H109ZM5 56V57H4ZM59 56V57H58ZM76 56V57H75ZM95 56V57H94ZM79 57V58H78ZM82 57H84V60H86L89 64V66H90V69L88 68L89 66H87V63H85L86 61H83V58ZM97 57H99V58H97ZM106 57V58H105ZM176 57V56H175ZM28 58H29V60H28ZM34 58V59H33ZM63 58V59H62ZM90 58V59H91ZM95 60H94V59ZM100 58V59H101ZM154 58V59H153ZM262 58H264V56L262 57ZM31 59H32V61H31ZM49 59V60H48ZM67 60L68 61V63H67V61H65V60ZM79 59V60H78ZM207 59H208V57L207 58H204V60H206L207 61ZM61 60V61H60ZM65 62H64V61ZM82 60V61H81ZM94 60V61H93ZM154 60V61H153ZM208 60H210V57H209V59ZM213 60V59H212ZM11 61V62H10ZM13 61H15L16 63L14 64L13 63ZM52 61V62H51ZM78 61V62H77ZM82 63H84V64H82V66H81V62ZM99 61V62H98ZM102 61H103V63H102ZM122 61V62H121ZM159 61V63L157 64V62ZM226 61H227V59H226ZM226 61H217V62H215L214 60L213 61H211V62H208L207 63V66L206 67H202V70H205L206 71V73H207V71H208V73L207 74H204L205 76H202L201 74H197V76H195L193 79H194V81H192L191 82V87H192V92H193V88L197 85V84H201V85H204V86H206L205 87V95L206 94H208V93H212V95H210L211 97H213V95L214 94H216L217 92H219L220 91V87L222 86V84H221V86H219L217 83H216V81H222V80H227V78H230V76L229 75H225L224 74V68L223 67H225V62ZM59 62V63H58ZM80 62V63H79ZM126 62V63H125ZM29 63V64H30ZM53 63V64H52ZM58 63V64H57ZM61 63H63V64H61ZM90 63H91V65L92 64H94V65H90ZM102 63V64H101ZM124 63H125V65H124ZM180 63H182V62H180ZM227 63V62H226ZM45 64H44V68L46 67L45 66ZM61 64V65H60ZM66 64V65H65ZM74 64H76V65H74ZM100 64L101 65H105V66H100ZM210 64H211V66H210ZM71 65V66H70ZM85 65L87 66V67H85ZM122 65V66H121ZM158 65V66H157ZM75 66H77V67H75ZM81 66V67H80ZM83 66H84V68H83ZM96 67L97 69H94V67ZM215 66V67H214ZM63 67V68H62ZM69 67V68H68ZM70 67H72L71 69H70ZM73 67H75V69L73 68ZM100 67V68H99ZM103 67H104V69H103ZM120 67L121 68H123V69H120ZM190 67H192L193 68V70H194V67L192 66V65H190ZM91 68H92V70H91ZM5 69V70H4ZM67 69H69V70H67ZM120 69V70H119ZM150 71H149V70ZM220 69V70H219ZM3 70L5 71V72H3ZM67 70V71H66ZM84 70V71H83ZM193 70H191V71H193ZM18 71H20V69L18 70ZM90 71H92L91 73L92 74H90L89 72ZM104 71V72H103ZM108 71H110V70H108ZM118 71V72H117ZM191 71H188V73L189 72H191ZM194 71H196V73H200V71H198V70H194ZM260 70L259 69H255V70H253V73H254V76H257L258 78H260V75H257V73L259 72ZM87 72V73H86ZM6 73H8V76H6V77H8V78H5L4 77V75L6 74ZM10 73V74H9ZM16 73H18V74H20V72H16ZM21 73H22V71H21ZM86 73V74H85ZM126 73V74H125ZM4 74V75H3ZM71 74V75H72ZM79 74H80V72H79ZM215 74V75H214ZM224 74V75H223ZM2 75H3V77H4V80H3V77H2ZM11 75H12V77H11ZM108 76L109 78V80H110V82L109 81H106L107 79H105V76ZM121 75V76H120ZM126 75H129L128 77L126 76ZM139 75V76H138ZM142 75V76H141ZM144 75H145V77H144ZM192 75V74H191ZM199 75H201V76H199ZM111 76H112V78H111ZM113 76H115V78L113 77ZM211 76V77H210ZM214 76V77H213ZM225 76V77H224ZM2 77V78H1ZM76 77V76H75ZM125 77V78H124ZM221 78V79H219V78ZM14 78V80H17L16 82H14V83H12L14 80H12L11 81V79H13ZM85 78V79H86ZM165 77H163L162 79H164ZM199 78V79H198ZM202 78V79H201ZM217 78V79H216ZM1 79H2V81H1ZM38 79V80H37ZM79 79H82L81 77H79ZM86 79V80H87ZM114 79V80H113ZM116 79V80H115ZM123 79H124V81H123ZM172 79V80H171ZM174 79H176V80H174ZM197 79H198V81H197ZM23 80H24V78H23ZM200 80V81H199ZM202 80V81H201ZM205 80V81H204ZM210 80L212 81V82H214V83H211L210 82ZM225 80V81H226ZM28 83H27V82ZM31 81V82H30ZM123 81V82H122ZM128 83H127V82ZM139 81H140V84H139ZM171 81V82H170ZM210 82L209 83V86H208V84L206 85V83L207 82ZM18 82V83H17ZM20 82V83H19ZM30 82V83H29ZM103 82H102V84H103ZM111 82L114 84H111ZM16 83V84H15ZM37 83H40V86L39 85H36ZM49 83V82H48ZM118 83V84H117ZM13 84V85H12ZM18 84V85H17ZM28 84V85H27ZM33 84H34V86H33ZM55 84V85H54ZM168 84V85H167ZM170 84V85H169ZM212 84V85H211ZM217 84V85H216ZM17 85V86H16ZM118 85V86H117ZM158 85V84H157ZM215 85V86H214ZM36 86V87H35ZM53 86V87H52ZM102 86H104V85H102ZM169 86V87H168ZM218 86V87H217ZM35 87V88H34ZM55 87H56V89H55ZM58 87H59V89H58ZM140 87V88H139ZM210 87V88H209ZM217 87V88H216ZM32 88V89H31ZM46 88H47V90H46ZM139 88V89H138ZM200 88V87H199ZM215 88V89H214ZM247 88V87H246ZM16 89V88H15ZM60 91H58V90ZM170 89V90H169ZM204 89V88H203ZM209 89V90H208ZM32 90V91H31ZM111 90V91H112ZM180 90V91H179ZM207 90V91H206ZM256 94H259V89H252ZM8 91V92H9ZM20 92V94H19V96L17 97V95L16 94H14V93H17L18 94V92ZM29 91V92H28ZM47 91H49L50 93L48 94L47 93ZM52 91V92H51ZM65 91V90H64ZM67 91V90H66ZM110 91V90H109ZM108 91V92H109ZM111 91L108 93V94H111ZM123 91V90H122ZM132 91V92H131ZM7 92V91H6ZM32 92V93H31ZM34 92V93H33ZM53 92H54V94H53ZM69 92V91H68ZM160 92H161V94H160ZM162 92H163V94H162ZM216 92V93H215ZM258 92V93H257ZM132 93V94H131ZM143 93V95H142V99L144 100H146L147 101V103L150 105H147V103L146 102H143V101H133L132 99L134 98V99H136L137 97H138V95L139 94H142ZM179 93V94H178ZM210 93V94H211ZM27 94V95H26ZM30 94V95H29ZM53 94V95H52ZM120 94H122L121 93V91H120ZM119 94V92H118V94L117 95H120ZM167 94V95H166ZM202 94V93H201ZM201 94L199 93V95H195L194 94V92H193V94L192 95H189V97H187V98H191V100L193 101L194 100V102H192L193 104H196V103H199L200 101H201ZM255 94V95H256ZM261 94V93H260ZM31 95L33 96V98L35 99H33L32 97H31ZM45 95V96H46ZM5 96L3 97V98H5ZM13 96V97H12ZM14 96L16 97V99H14ZM37 96V95H36ZM53 96V97H52ZM58 96V97H57ZM135 96V97H134ZM159 96H160V98H159ZM191 96V97H190ZM196 96V97H195ZM198 96V97H197ZM30 97H31V99H30ZM48 97V98H49ZM131 97H133V98H131ZM194 97V98H193ZM2 98V97H1ZM2 98V100H4ZM25 98V97H24ZM23 98V99H24ZM25 98V99H26ZM150 98V99H149ZM169 98V99H168ZM196 98H198V99H196ZM200 98V99H199ZM6 99V98H5ZM27 99V100H28ZM132 101H131V100ZM172 99V98H171ZM1 100V99H0ZM17 100V101H16ZM29 100L28 101H26V100H24V101H22L21 102V104L23 105V104H25V103H27L26 104V106L28 105L29 106V103L30 104H32V102L30 101L29 102ZM121 100V101H120ZM124 100V101H123ZM149 100H151V101H149ZM170 100V101H169ZM13 101L15 102L14 104H13ZM26 101V102H25ZM61 101V102H60ZM97 101V100H96ZM99 102L101 101V100H98ZM153 101V102H152ZM235 101V102H234ZM238 100H236V98H234V100H231L229 103L230 104H228V105H232L233 103L235 104L236 102H237ZM0 102H2V101H0ZM8 102V104H10L9 106H8V104L6 105V103ZM25 102V103H24ZM132 102V103H131ZM142 102V103H141ZM151 102V103H150ZM196 102V103H195ZM135 103H137L136 105H135ZM145 103V104H144ZM158 103V104H157ZM161 103V104H160ZM16 104V105H15ZM65 104H66V102H65ZM105 103L104 102H102L101 101V105H102V109L104 110V111H106V112H104V111H102V112H104V113H102V116L103 115H105L104 117H102L101 119H102V121H103V118H104V120H109V119H106V118H108L109 116L107 115V113L109 114V110H107V109H111V111L113 110V107H114V104L113 105H109V104H105V106H107L108 108L106 109V107H104L103 105H104ZM130 104H132V105H130ZM20 105V104H19ZM33 105H34V103H33ZM32 105V106H33ZM109 105V106H108ZM141 105V106H140ZM6 106H8V108L6 107ZM50 106H49V109L50 110H52L51 108H50ZM93 106V105H92ZM111 106V107H110ZM113 106V107H112ZM134 108H133V107ZM210 106V105H209ZM17 107V108H16ZM64 109H67L68 110V108L67 107H69V106H66V105H64ZM77 109H78V111H80V109H79V105H76L75 106ZM110 107V108H109ZM139 107H140V109H139ZM222 108V106H217L216 108L218 109V108ZM3 108H4V110L6 111H4L3 110ZM75 108V110L73 111H71V113L73 114V112H74V114L77 112V109ZM137 108V109H136ZM151 108V109H150ZM205 108H207V107H205ZM209 109V112H213V111H217V109ZM11 109H13V108H11ZM142 109V110H141ZM200 109H203V107H200V106H198V107H196V110H200ZM48 110V109H47ZM61 110V112L63 111V109H60ZM9 111V110H8ZM49 111V110H48ZM47 111V112H48ZM122 113H121V112ZM140 111H142V112H140ZM136 112V113H135ZM208 112V111H207ZM206 112V113H207ZM209 112L207 113V114H209ZM70 113V114H71ZM206 113H203V114H199L198 115V117H200V116H202V115H204V114H206ZM3 114V115H4ZM185 114H188V113H185ZM7 116H8V118H7ZM68 116V115H67ZM66 115H62V117H59V118H57V125H58V127L60 128L61 126H62V124H63V119L64 118H68ZM108 116V117H107ZM110 116H112V114H110ZM4 118H3V120L5 119V121H3L2 120V122H4V124L5 123H8V124H6V125H8V126H6L5 125V127L4 128H6V130H4L5 131V133L9 130V127H10V125L12 124V122H11V118H13V115L12 114H8V115H6V117H5V115L3 116ZM70 117H71V115H70ZM196 117H197V115H196ZM122 118V119H121ZM10 121H9V120ZM121 119V120H120ZM8 120V121H7ZM123 120H125V121H123ZM120 121H123V123H121ZM156 121V120H155ZM154 120H153V122L152 123H154L155 122ZM210 121V123H211V125L209 124L208 125V123L207 122H209ZM212 121H213V123H212ZM11 122V123H10ZM105 122V121H104ZM206 123H207V125H205V123L203 124V128H204V130L202 129V127H198L200 130H198V128L196 127L195 129H193V130H191V133H190V135H188L189 137H188V139H191L192 140V142H194L193 144L194 145H199L198 147L197 146H195V147H197V148H194L193 150H192V152H191V154L192 153H196V152H198L197 153V155H194V154H192V155H194L193 157H197L198 155H199V153H200V155H202L201 153H204V151L205 152H213V150L212 149H214V147H219V146H221V142H223V139L225 138L224 136H222V134H221V132H219L220 133V135H218V133H216V130H215V128H214V126L213 125H215L214 123H215V120L213 119V120H208ZM59 123V124H58ZM97 123V122H96ZM119 123V124H118ZM152 125V124H151ZM151 125L149 124L148 125V127H151ZM102 125H100V127H101ZM163 126V125H162ZM162 126H161V128H162ZM210 126V127H209ZM164 127H165V125H164ZM207 127H209V129L207 128ZM237 128H238V126H236ZM240 127V126H239ZM43 128H45L44 126H43ZM65 127L64 126H62V129H64ZM118 128H116V133H114V134H111V136H113V137H115V138H113V140L111 141L112 143H113V141H117V142H121L122 140H124L123 138H121L120 139V137H118L119 135H121V131L119 132V130H118ZM40 129V128H39ZM62 129H60L59 131L61 132V133H64L65 134V131L63 132V131H61ZM111 129V128H110ZM125 129H129V127L128 126H125ZM202 129V130H201ZM208 129V130H207ZM118 130V131H117ZM235 130H237L238 132H239V130L238 129H236L235 128ZM3 131V132H4ZM194 131V134L192 133ZM198 133H197V132ZM200 131V132H199ZM212 131V132H211ZM40 132H43V133H45V129H40V130H37V132H35V133H40ZM117 132H119V135H118V133ZM214 132V133H213ZM4 134V133H3ZM34 134V133H33ZM33 134H32V136H33ZM42 133H40V134H36L35 136H37V137H34V139L33 140H36V141H38V138H40V135H41ZM16 135V134H15ZM23 134L21 133V136H22ZM214 137H213V136ZM20 135H19V137H21ZM221 136V137H220ZM15 137L16 136H14L12 139L10 138L9 140H12V142L11 141H8V140H5V138L3 139V138H1L0 139V143H2V142H4L5 143V145H15V143H18V142H20L19 140H20V138H17L16 137V139H15ZM211 137L213 138V139H211ZM222 137H224V138H222ZM36 138V139H35ZM118 140H117V139ZM215 138H216V140H215ZM218 138V139H217ZM8 139V138H7ZM19 139V140H18ZM187 139V140H188ZM193 139H195V140H193ZM219 139H220V141H219ZM6 142H5V141ZM120 140V141H119ZM198 141V144H197V141ZM222 140V141H221ZM2 141V142H1ZM82 141V140H81ZM195 141H196V143H195ZM212 141V142H211ZM8 142V143H7ZM96 142H98V141H96ZM102 142V145L100 144ZM106 142H108V141H106V139L105 140H102V141H100V143H99V145H101L102 146V148H105V145H106V147H107V144H104V143H106ZM110 141L108 142V144L110 143V144H112ZM168 142V141H167ZM215 142V143H214ZM4 143H2V144H4ZM98 143H96L95 144V150H99V149H102V148H100L101 146H99L98 145ZM207 143H209V144H207ZM210 143H211V146H210ZM213 143V144H212ZM219 143V144H218ZM188 144H190V142H188ZM92 145V144H91ZM90 144L87 146V145H83V146H70V147H68L66 150H64L63 152H61V153H63L64 155H63V157H65V154H68V156L66 155V157H69L70 156V159L71 158H76L77 156H81V155H83V156H85L86 154H88V156L87 157H89V158H87L86 156H85V158H86V160L84 161V163L85 164H83L84 166H83V168H82V170L81 171H79V172H75L76 174H74V175H70V174H72L71 172H69V175L71 176H68L69 178H70V180H71V178H73L72 179V183H73V185H71V186H68L69 185V183L67 184V182L65 181V179H63L64 181H65V183H64V181L62 180V182H61V180H59L58 182H55V184L54 183H52V184H54L56 187L55 188H53L54 187V185L52 186V184L49 186L50 188V190L52 191V193H54V189H56V190H58L57 192H59V188H61V184H62V187H64L63 189L61 188V191L63 190V192H65V191H68V188L66 189V187L68 186L69 187V191H68V195L70 194V193H72V194H74L75 196H80V198L83 200V202L84 203H89V200L91 199L90 197H88V196H86L87 194L89 195V194H93L94 196H97V197H99V198H102V197H104L105 198V196H104V193H103V190L101 191V190H99L98 192H102L101 194H96L95 195V193H86L85 192V187L84 186H88V185H86V183L85 182H83V180H89L90 181V179L89 178H91V177H96V175H100L102 178H101V180H102V182H103V184H104V186H105V188H106V186H107V188H108V186L112 189H114L115 187H118L119 185H120V182L121 183H125V176L124 175H127L128 174V171L127 170H123V166H124V162H123V158L121 159V160H118V158L115 156H110V155H105L104 157H103V163L102 162H100V163H98L97 161L95 162V161H92L91 159L92 158H90V156H89V154H92L93 152H95V150H94V147L92 148V146H91ZM202 145V146H201ZM217 145H219V146H217ZM110 146V145H109ZM142 146V145H141ZM205 147V148H201V147ZM210 146V147H209ZM82 147H83V149L84 150H86L87 149V147H88V149L86 150V151H84L83 149H82ZM86 149H85V148ZM213 147V148H212ZM80 148V149H79ZM143 148V149H142ZM207 148H209V149H207ZM76 149H79L78 151L79 152H77L76 151ZM83 150V151H80V150ZM139 149V150H138ZM138 149H136L135 150V152H134V156L133 157H141L143 160L142 161H140L141 163H145V165L146 166H149V165H153V162H155L156 160H158V158L157 157H159V159H160V155L163 153H161V154H159V156H158V154H157V151L156 150H154L153 151V149L151 150V148L150 147H141V148H138ZM150 149V150H149ZM172 146L169 148V150H168V152H167V148H165V150H164V157H165V160L167 159L166 157L168 156V159H170L169 161H170V163L168 162L167 163V161H168V159H167V161H166V163H165V165L167 166V168L169 167L168 165L169 164H172V165H170V168H172L171 169V173H169L168 174V177L166 176V179H170V178H172V177H174V176H176V175H178L177 173L180 171L179 169H181V168H190L189 166H185L183 163H181L182 162V160L183 161H185L184 159H186L185 158V156H182V155H180L177 151H175L174 149H173V151H172ZM197 149V151L196 152H193V151H195ZM199 149L201 150V151H199ZM207 149V150H206ZM68 150V151H67ZM141 150V151H140ZM215 151H217L216 149H214ZM71 151V152H70ZM77 152V153H75V152ZM165 151H166V153L168 154V155H166V153H165ZM173 153H172V152ZM175 151V152H174ZM67 152H70V153H67ZM154 152H156V153H154ZM170 152L172 153L171 155H170ZM74 153V154H73ZM153 153V154H152ZM175 153V154H174ZM70 154V155H69ZM73 154V155H72ZM191 155V156H192ZM57 156H59V157H56V159L58 160V158H60L59 160H61V158H63L62 157V155L60 156V155H57ZM172 156H174V157H172ZM190 156V157H191ZM202 156H203V158L205 159V160H203L202 159ZM202 156H198V158H196V160H195V162H198V165H201V166H208V163H205L206 161L208 162V159H210V158H208V157H206L205 158V156L204 155H202ZM178 157V158H177ZM55 159V160H56ZM135 159V158H134ZM179 159H181L180 160V162H179ZM200 159H201V161H200ZM76 160V159H75ZM91 160V161H90ZM135 160H137V159H135ZM162 160L164 161V158L162 157ZM137 161H139V160H137ZM175 163H174V162ZM47 161H42L41 163L43 164V165H45V164H47L46 163ZM177 162H178V164H177ZM40 162H38V167L39 166H43L41 163L39 164ZM45 163V164H44ZM181 163V164H180ZM100 164H101V166H100ZM149 164V165H148ZM173 165H174V168H173ZM177 165V166H176ZM23 166V165H22ZM178 166H180V167H178ZM19 167H21V164L17 167L18 169H19ZM179 168V169H177V168ZM22 168V167H21ZM17 169V170H18ZM27 169L28 168H26V166H23V168L22 169H19L17 172L19 173L18 175H20L21 173H24V172H26L27 171ZM174 169V170H173ZM175 169H176V171H175ZM23 170V171H22ZM179 170V171H178ZM21 171V172H20ZM126 171H127V174H126ZM93 173V174H92ZM163 173V172H162ZM62 175H63V173H61ZM81 174H84V176H81ZM122 174V175H121ZM172 174H174V175H172ZM61 175V176H62ZM171 175V176H170ZM23 176V175H22ZM134 177L135 176H137V174H135L134 173V175H133ZM169 176H170V178H169ZM63 177V176H62ZM65 177V176H64ZM120 177V178H119ZM124 180V181H123ZM171 180V179H170ZM172 180H173V178H172ZM171 180V181H172ZM107 182V183H106ZM127 182V181H126ZM174 181H172V183H173ZM60 183V185H59V187H58V184ZM137 183L139 184V183H142V184H144V182H141L140 181V179H138V181H137ZM137 183H134V187L133 188H136L137 187ZM171 183V184H172ZM35 184H36V181L33 183V191L34 190H36L38 187L37 186H35ZM65 184H67V186L65 185ZM127 184V183H126ZM52 186V187H51ZM136 186V187H135ZM52 188H53V190H52ZM66 189V190H65ZM71 189V190H70ZM164 189V188H163ZM50 190H49V193H48V195H50ZM139 190V188L138 189H136V191H138ZM60 191V192H61ZM135 191V192H136ZM56 191H55V193H57ZM85 192V194H83ZM108 194L106 195L107 197V200H106V202H107V209H108V207H109V210H111L112 212H113V207L117 204V202L118 201H120L119 200V198H117V197H119L118 195H115L114 194V191H110V189H108ZM6 193V194H5ZM51 193V194H52ZM133 194V193H132ZM5 197H4V196ZM9 196L11 197V196H13V194L11 193V192H7V191H1V194H0V198H1V200H0V202L2 201V203L4 202V203H6L10 198H9ZM110 196L112 197V198H110ZM8 197V198H7ZM114 197V198H113ZM7 199V200H6ZM108 199L110 200V201H108ZM152 199H150V203L148 204V205H146V207H149V211L146 213V216L148 215L149 217H154L152 214H155L156 215V213H157V208H155L154 207V211L153 210H151L152 209V206H153V204L154 203H152ZM113 204V205H112ZM207 210H211V208H209V206L207 207H205ZM124 210V212L123 213H121V212H118L116 215H119L118 217H121L122 215L124 216V215H129L128 213H127V211L128 212H130V211H133L134 209H131V208H128V209H130V211L129 210H127V208H123ZM152 212V213H151ZM154 212H156V213H154ZM25 218H27L25 215H21L20 217H21V219L23 220V219H25ZM144 217V216H143ZM72 218V217H71ZM115 216H112V219H111V222L109 223V224H112V222H114L115 221ZM6 219H8V221H10V220H12V218H9V217H6ZM114 220V221H113ZM131 221H133V219H131V218H127L126 219V221H124V222H119V223H116V224H118L119 226H121L122 228H124L123 229V231L125 232V230L126 231H129V230H131L130 229V225L132 224V222ZM113 225H115V223H113ZM82 225H78V232H79V238H77V240L76 241H78V244H79V240L78 239H80V240H83V238L84 237H81L82 235H81V233H80V230H81V232H83L84 230H83V226L81 227ZM80 227V228H79ZM126 227V228H125ZM80 229V230H79ZM42 232H37V235H39V237H40V234H41ZM84 234V233H83ZM8 237L7 235H4V237ZM25 236V238H27L28 236L27 235H24ZM4 238L0 235V241H2ZM103 240V239H102ZM26 240L24 239L23 240V242H25ZM50 242H51V240H50ZM24 244V246H26L27 244H29V243H23ZM22 244V245H23ZM82 244H84V245H86V246H89L90 244H89V242H82ZM223 264H225V263H223Z\"/></svg>",
	"mask_w": 264,
	"mask_h": 264
}]
</instances>
